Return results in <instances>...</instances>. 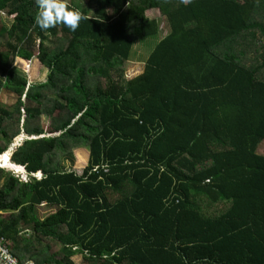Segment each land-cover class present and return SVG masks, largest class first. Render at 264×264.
<instances>
[{
	"label": "trees",
	"instance_id": "trees-1",
	"mask_svg": "<svg viewBox=\"0 0 264 264\" xmlns=\"http://www.w3.org/2000/svg\"><path fill=\"white\" fill-rule=\"evenodd\" d=\"M66 4L83 17L76 31H42L35 0H0L12 18L0 28V94L17 98L0 106V154L35 136L12 156L27 182L0 168V238L13 256L264 264V0ZM153 37L143 72L126 79L133 47ZM16 59H37L46 82L29 83ZM44 116L59 135L45 136ZM83 146L79 174L66 162ZM43 203L56 211L40 217Z\"/></svg>",
	"mask_w": 264,
	"mask_h": 264
},
{
	"label": "rangeland",
	"instance_id": "rangeland-1",
	"mask_svg": "<svg viewBox=\"0 0 264 264\" xmlns=\"http://www.w3.org/2000/svg\"><path fill=\"white\" fill-rule=\"evenodd\" d=\"M65 2H68L73 6H81L82 4L87 2V0H65ZM148 16L154 19H158L161 22L160 26H161L162 36L167 34L168 26L166 24V19L160 15L158 10H152L148 12ZM11 22H12V18L10 16H8L5 13L0 14V28L2 26L9 27ZM155 38L156 37L150 38L145 41H141L148 43L146 47L140 45L142 43H137L133 47L132 57L130 58V61L128 63L129 66L125 73L126 79H132L143 72L146 59L154 48V42L157 41L159 38H161V36H159V38L157 39ZM2 39L3 37H0V51H2V46H1ZM14 66L17 67L18 69H21L27 75L29 83H41V82H46L47 80L48 70L43 68V66L40 64V62L37 59H33L31 61L16 59ZM16 100H17L16 96L8 90H4L0 94V106L6 109L7 111L8 110L12 111V107L16 103ZM41 123L49 133H52L53 135L57 134L56 132H50L52 130L51 126H49L51 123V118L44 116L41 119ZM15 143L16 141L14 140L13 146L15 145ZM258 152L260 154H264V141L259 145ZM88 162H89V150L87 147L83 146L82 149L76 151L74 163H71V161H67L66 166L69 170L74 169L78 172L81 169H83V167L87 166ZM5 163L6 162H0V166L6 167V171L11 172L12 170L8 169L9 167L8 165L5 166ZM94 168L99 169V166L96 165L94 166ZM105 170L107 169L105 168ZM14 173L18 176H21L23 179H27V173L25 172H20V173L14 172ZM55 211H56L55 208H49V207L38 208V214H40L42 218L46 217L48 214L54 213ZM9 214L10 212L8 211L2 212L3 217H7ZM72 260L74 264H83V259L81 255H76L75 257L72 258Z\"/></svg>",
	"mask_w": 264,
	"mask_h": 264
},
{
	"label": "clouds",
	"instance_id": "clouds-1",
	"mask_svg": "<svg viewBox=\"0 0 264 264\" xmlns=\"http://www.w3.org/2000/svg\"><path fill=\"white\" fill-rule=\"evenodd\" d=\"M35 4L37 7V12L34 16V23L37 25L42 31H46L52 27H55L56 25H64L67 27L70 31H76V29L79 26L80 21L83 19L81 13L77 10L71 9L67 6L65 0H35ZM47 131V130H46ZM52 132V131H50ZM55 132V131H53ZM59 135L60 132H56ZM44 136V135H43ZM45 136H54L52 133H49L47 131V134ZM26 138H35V136L29 137L28 135L21 133L20 135L14 137L11 143L8 145V149L6 152L12 153L10 156V162H12V156L15 153V151L23 144V142L26 140ZM14 140L16 141L15 145L13 146ZM5 152V153H6ZM0 154V155H4ZM17 167L20 168V171H17L16 169H11L12 174L16 175V173L25 172L27 173V179H23L21 176H18V178L23 181L27 182L29 180V172L26 170L25 166H20L15 163H13ZM1 169L6 170V167L0 166ZM84 168V167H83ZM42 171L37 172L33 176L37 177L38 179L42 178ZM41 207H47L45 203L41 205ZM34 263L35 262H31Z\"/></svg>",
	"mask_w": 264,
	"mask_h": 264
},
{
	"label": "built area",
	"instance_id": "built-area-1",
	"mask_svg": "<svg viewBox=\"0 0 264 264\" xmlns=\"http://www.w3.org/2000/svg\"><path fill=\"white\" fill-rule=\"evenodd\" d=\"M11 245L0 238V264H20L13 253H11ZM34 264V263H25Z\"/></svg>",
	"mask_w": 264,
	"mask_h": 264
},
{
	"label": "bare ground",
	"instance_id": "bare-ground-1",
	"mask_svg": "<svg viewBox=\"0 0 264 264\" xmlns=\"http://www.w3.org/2000/svg\"><path fill=\"white\" fill-rule=\"evenodd\" d=\"M9 157H10V152L8 151L4 155L0 156V162H6L5 166L8 165L9 168H14L17 171H20L19 167H17L16 165L10 162Z\"/></svg>",
	"mask_w": 264,
	"mask_h": 264
},
{
	"label": "crops",
	"instance_id": "crops-1",
	"mask_svg": "<svg viewBox=\"0 0 264 264\" xmlns=\"http://www.w3.org/2000/svg\"><path fill=\"white\" fill-rule=\"evenodd\" d=\"M80 149H82V147L81 148H78V149H76L75 150V153H76V151H78V150H80ZM6 171V170H5ZM81 172H82V170H80V171H78V173L79 174H81ZM16 176V175H15ZM16 177H18V176H16ZM21 181V180H20ZM41 207V206H40ZM40 207H38V208H40ZM10 212V211H9ZM39 216H40V214H39ZM41 217V216H40ZM28 232V231H27ZM18 260V259H17ZM19 262V261H18Z\"/></svg>",
	"mask_w": 264,
	"mask_h": 264
},
{
	"label": "water",
	"instance_id": "water-1",
	"mask_svg": "<svg viewBox=\"0 0 264 264\" xmlns=\"http://www.w3.org/2000/svg\"><path fill=\"white\" fill-rule=\"evenodd\" d=\"M12 155V153H10V156Z\"/></svg>",
	"mask_w": 264,
	"mask_h": 264
}]
</instances>
